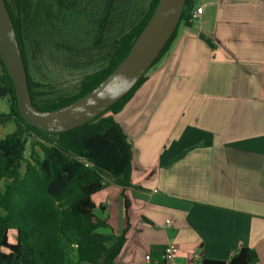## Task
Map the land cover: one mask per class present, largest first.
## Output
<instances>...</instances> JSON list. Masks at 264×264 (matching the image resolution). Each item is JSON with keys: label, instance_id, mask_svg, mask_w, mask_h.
<instances>
[{"label": "crops", "instance_id": "1", "mask_svg": "<svg viewBox=\"0 0 264 264\" xmlns=\"http://www.w3.org/2000/svg\"><path fill=\"white\" fill-rule=\"evenodd\" d=\"M196 6L114 115L132 186L93 194L100 231L126 229L113 264H157L169 242L177 264L228 261L241 247L264 264V0Z\"/></svg>", "mask_w": 264, "mask_h": 264}, {"label": "trees", "instance_id": "2", "mask_svg": "<svg viewBox=\"0 0 264 264\" xmlns=\"http://www.w3.org/2000/svg\"><path fill=\"white\" fill-rule=\"evenodd\" d=\"M196 1L186 0L175 32L152 66L168 50L179 26L191 24ZM157 2L149 0L147 7L118 32L104 62L84 73L72 91H56L51 84L32 78L26 54L31 18L38 26L45 4L5 0L34 106L53 110L98 85L127 55ZM67 6L73 10L71 2ZM108 19L109 30L114 24L111 16ZM146 79L145 74L125 96L89 122L59 133L46 132L19 113L13 81L0 58V98L7 102V109L0 111V126L14 123V129L0 138V264L114 263L125 243L126 229L120 234L100 231L108 223L95 215L93 194L108 181L123 188L132 186L131 145L114 115ZM128 205L126 199V209ZM255 259L253 249L241 247L228 261L203 259L202 264H251Z\"/></svg>", "mask_w": 264, "mask_h": 264}, {"label": "rangeland", "instance_id": "3", "mask_svg": "<svg viewBox=\"0 0 264 264\" xmlns=\"http://www.w3.org/2000/svg\"><path fill=\"white\" fill-rule=\"evenodd\" d=\"M36 1L44 3L45 9L39 25L31 18L28 28L30 75L37 82L51 84L56 91H72L84 73L104 62L118 32L147 7L149 0ZM69 2L73 10L67 6ZM109 16L114 25L108 30ZM62 42L65 47L60 46ZM6 109V100L0 98V111ZM13 129L12 122L0 126V138Z\"/></svg>", "mask_w": 264, "mask_h": 264}, {"label": "water", "instance_id": "4", "mask_svg": "<svg viewBox=\"0 0 264 264\" xmlns=\"http://www.w3.org/2000/svg\"><path fill=\"white\" fill-rule=\"evenodd\" d=\"M186 0H158L127 55L93 89L53 110L37 109L31 99L27 73L5 0H0V58L11 77L18 110L30 124L59 133L81 126L125 96L151 68L180 21Z\"/></svg>", "mask_w": 264, "mask_h": 264}, {"label": "built area", "instance_id": "5", "mask_svg": "<svg viewBox=\"0 0 264 264\" xmlns=\"http://www.w3.org/2000/svg\"><path fill=\"white\" fill-rule=\"evenodd\" d=\"M203 11V7L199 6L197 7L194 12L192 13V17L196 18L198 17ZM166 223L169 224V220H166ZM177 253V247L174 243L169 242L166 244L163 252L160 254L159 261H153L156 262L157 264H177L175 257ZM147 262H149L150 257H146ZM193 264H202L201 261H195ZM254 264H259L258 262H255Z\"/></svg>", "mask_w": 264, "mask_h": 264}, {"label": "clouds", "instance_id": "6", "mask_svg": "<svg viewBox=\"0 0 264 264\" xmlns=\"http://www.w3.org/2000/svg\"><path fill=\"white\" fill-rule=\"evenodd\" d=\"M198 7H199V6H198ZM196 8H197V7H196ZM196 8H195V9H196ZM193 12H194V11H193ZM193 12H192V13H193ZM193 20H194V18H193Z\"/></svg>", "mask_w": 264, "mask_h": 264}]
</instances>
